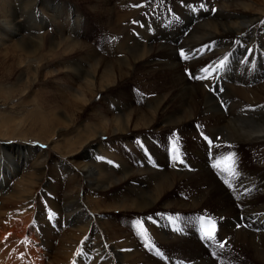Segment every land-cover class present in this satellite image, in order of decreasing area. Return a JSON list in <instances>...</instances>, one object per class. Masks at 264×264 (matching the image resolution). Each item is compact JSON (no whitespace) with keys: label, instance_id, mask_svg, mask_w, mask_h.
<instances>
[{"label":"bare ground","instance_id":"6f19581e","mask_svg":"<svg viewBox=\"0 0 264 264\" xmlns=\"http://www.w3.org/2000/svg\"><path fill=\"white\" fill-rule=\"evenodd\" d=\"M17 1L19 2L3 1V11L10 8L11 17L9 23L3 19L0 21V37L3 39L0 50L8 42L15 41L9 44V48L15 52L14 63L19 66L25 58L19 72L21 75L26 72L38 76L43 69L37 63H42L44 59V55L39 54L42 44L29 36H20L22 33L19 30L23 27L21 28L18 17H14L19 13ZM142 1L145 6L144 14H140L142 17H138L139 19L136 18L140 25H133L126 31L123 40L117 42V50L115 44V52L110 51L115 53V57L97 56L98 59L94 58V68H89L91 63L87 65L88 68L74 65L75 67L68 68L67 73L76 72L75 75L82 76L84 80L89 77L86 80L87 86H98L99 92L108 90L120 80V76L113 80L110 77L111 72H114V64L118 70L129 69L130 73L137 67L144 68L147 72L160 68V74L170 84L171 99L166 96L153 97L147 103L152 107L149 110L158 105L162 113H166L167 120L174 122L173 125L191 123V126L183 128L187 136L194 135L197 131L192 122L198 118L201 127L212 136L215 134L212 149L203 141L201 152L198 149L189 151V156L194 161L193 164L190 162L193 171L188 166L179 165L174 170L163 173L164 175L159 174L160 170L155 165L160 166V159L163 169L165 162V168L172 166L167 148L164 149V158H161V148H155V157L152 151L147 161H139L137 153V157L132 158L136 165L126 161V158L124 161L115 152H123L120 143L122 140H128L138 130L154 125V116L144 111L145 109L134 108L132 101L117 104V107H124L117 116L98 118L94 123L88 122L82 128L75 129L80 133L75 140L66 139L59 144L58 141L56 143L57 135L64 132L65 128H74L73 119H67L69 115L62 119L57 114V109H44L43 103L36 99L23 112L18 113L10 105L15 92L14 86L5 91L0 89V108L7 111V115L0 116V124H8L9 129L16 130L17 120L24 119L28 128L23 127L27 132L21 134H33L31 138L27 137L29 140L17 141L4 140L0 136V177L4 176L5 182L9 184L8 173L16 178L20 175L17 185L7 191L11 192L10 195L15 200L4 202L14 206L20 202L22 208L29 206L32 209L31 214L21 212L11 221L3 222L10 234L5 236L0 230V258L3 264H162L154 254L147 258L141 249L136 248L131 232L128 231L136 229L139 232L136 226L139 218L145 221L150 235L158 243L167 248L171 244L182 246L185 255L190 254L192 259L195 257L194 264H220L209 257L208 253L216 252L219 245L224 243L223 240L219 244L216 242L222 232L233 236L234 232L228 223H223L222 217L236 211L244 214L246 224L240 230L241 245L264 259V192L259 191L264 189V0ZM127 4L121 2L120 6ZM201 4L205 7L201 8ZM154 7H157L155 12H151ZM195 12H198L197 16L194 15ZM126 16H130V13ZM5 58L0 57V62H4ZM222 60L224 65L218 67ZM206 65L210 66L208 73L202 71ZM197 76L206 78L196 79ZM34 80L36 77L31 81ZM73 91L77 100L66 104L74 106L79 100L85 106L88 102L83 90L75 88ZM174 100L179 107L176 111L178 113L172 115L167 108ZM222 104L227 108L226 111ZM19 115L22 117L18 118ZM4 119L7 122L2 121ZM218 135L221 136L220 140ZM107 136L111 143L117 144L116 150L106 143V147L102 146ZM8 142L11 143L7 144ZM38 142L48 144V148L43 151L35 145ZM146 143L150 145V142ZM93 150H96L97 164L93 163L96 161L95 155H91ZM170 154H173L172 149ZM229 154H235V168L239 173L235 177L213 167L217 159ZM256 154L259 155L258 158ZM7 157L14 164L11 169L13 171L3 167ZM79 158L86 160L79 161ZM155 159H158L157 163ZM194 175L205 182L208 193L212 194L204 195L202 191L192 198L188 206L195 210L206 203L214 204L216 209H213V214L220 223L214 242L201 239L198 233L197 223L201 215L190 226L186 220V229L184 227L185 230L180 231L179 235L167 232L166 218L153 214L155 206L166 194L168 197L165 206L178 207L181 202L179 197L168 198L173 195L172 190L179 181L189 178L198 180ZM66 176L70 179L66 180ZM55 177L59 182H52L51 178ZM225 180L229 181L231 187L224 183ZM64 181H68V184H62ZM137 183L145 184V189L141 190ZM38 188L41 189L42 197L38 194ZM2 191L0 189V195L3 194ZM42 198L49 205L40 203ZM49 208L54 209L53 213L49 214ZM10 210L12 211V207L0 209V221L12 217ZM132 212H137L139 218L134 219ZM121 213H125L124 224L108 220ZM33 217L41 223V242L38 241V233L29 224ZM62 222L66 229L60 237L51 225L53 223L54 226L61 227ZM6 237L16 240L1 244ZM56 241L59 242L55 248ZM78 249L80 255H77ZM154 250L156 253L157 247ZM160 253H163L162 256H158L167 260L164 251Z\"/></svg>","mask_w":264,"mask_h":264},{"label":"rangeland","instance_id":"374dc122","mask_svg":"<svg viewBox=\"0 0 264 264\" xmlns=\"http://www.w3.org/2000/svg\"><path fill=\"white\" fill-rule=\"evenodd\" d=\"M3 1L4 0H0V9L2 8L0 11V21L1 19H3L5 22L9 23L11 17L9 13L10 8H8L7 11H3L4 8ZM121 2H123L124 4L125 3L128 4L127 6L125 5L120 6ZM17 3L16 4L18 6L19 13L17 16L14 17H18V22L21 23V28L23 27L21 30H19V33L20 32L22 33V35L20 36H26V37L29 36L34 40L36 39L38 42H40L42 44V50L41 53L39 54L40 56L44 55L43 56L44 59L42 63L37 62L38 65H41V67L43 68L41 70L42 72L38 76H36L35 74L33 75V73L26 74V72L22 73L23 75H21V72H19L21 71L19 70V67L22 64H24L23 61L25 58H23L21 65L19 64V66H17L18 63L17 64L14 63L15 52H13L11 47L9 48V44H13L15 43V41L12 40L8 42L5 48L0 50V53L2 55V56L0 55V57H4V56L6 57L4 62H0L1 64L0 70H2L0 71V89L5 91L10 89L11 86H14L13 89H15V92L13 91L14 96L13 98H11L13 99V101H11L10 105L11 107H13V109L16 112L18 113L20 111L23 112L25 107L31 105L33 103L32 101L36 99L40 101L39 103H43L42 107H44V109L47 110L57 109L58 112L57 114L62 119H65V116L69 115L67 116V119H73L74 128L72 130H67V128H65L64 132L57 135L56 143L58 141V143L61 144L63 143L62 141L66 139L75 140L78 137L80 133H78V131H75L76 128H82V125L88 122L94 123L97 121L98 118L104 119V118H112L114 115L117 116V114H120L121 113L120 111L124 109V107L122 108L117 107V104L123 105L125 101H129L130 103L132 101V105H134V108L140 107L142 109H145L144 111L149 112L150 115L154 116L153 117L155 118L153 122L154 125L151 127L142 128L138 130L134 135L130 137L132 139L129 138L128 140H122L120 143L123 152H121L120 150H117L115 152H117L123 158L124 161L126 158V161H129L133 165H136V163L133 162L132 158L134 157L136 158L137 153H139V157H140L139 161H147L152 151L154 155L155 148H161L160 151L161 158H164L165 150L166 148L168 149L169 147H171L172 144L170 142L172 141L175 144L177 143L179 148L183 149V151L182 153H179V159L174 160L173 154L172 155L170 154L171 148H169L168 153L171 160L170 165L172 166L165 168L166 167V162H165L163 169L160 159V166L155 165L157 169L160 170L159 174H163V173L165 174L167 171H172L175 169V167L177 166L179 167V165L188 166V168L191 171H193L190 162L193 164L194 161L192 160L193 158L189 156V151L193 149L196 151L198 149L201 152V150L204 147V143H203L204 140L200 138V134L198 133L201 129L206 132L208 131L205 130L204 127H201V121L198 118H196L195 120H193L192 124L195 123V128L197 131L195 132L194 135L187 136L183 128L186 125L191 126V123L190 124L180 123L179 125H173L174 122L167 120L166 113H162L158 105L156 106L157 108L155 107L153 110L152 109L149 110V108H152L150 105L147 104L149 99H153V97L156 98V96H163V98L166 96L168 97V99H171L172 92H171L170 84L168 82H165L166 78L165 76L160 74V68L156 67L154 71L147 72L146 69L137 67L134 68V70L130 73L129 69L127 70L124 69L123 71L118 70L116 64H114L113 66L114 68L112 67V71L114 72L113 73L111 72L112 76L110 75V77L113 80L114 78H118L120 76L119 77L120 80L116 82L115 86H111L109 87L108 90H103L99 92L97 91L98 86L96 88L92 86L91 87L87 86L88 83H86V80L89 79V77L84 80V78L82 79V76H78L77 74L75 75L76 72L74 73L72 71L70 74L67 73L68 68L70 66L78 67L84 65L85 68H88L87 65L91 63L90 64L91 66L89 68L90 69L94 68L95 66L94 58L98 59L97 56H99V58L104 55L106 56L110 55V57H115L114 56L115 53H112L115 52V44L117 50L118 49L117 42L123 40V38L126 35V31L132 28L133 25L135 26L140 25L139 24L140 21L138 22L136 20H138L139 19L138 17H142L141 15L144 14L143 11L145 10V6L143 5L142 0H102V1L100 0H19V2L17 1ZM137 5H139V7H137ZM156 8L157 7L151 9V12H155ZM131 10L133 13H136V15L133 16V13L130 12ZM129 13L130 16H126L129 15ZM6 14L8 16H6ZM121 18L125 20L123 21ZM0 33H1V29H0ZM186 35L187 34H185V36ZM0 41H1L0 43L3 42V39L1 37H0ZM6 51H8L9 54ZM48 54L50 57L48 56ZM208 66L209 65H206V67L204 66V68H209L210 66L209 67ZM156 70H158V72ZM188 74H189V70L186 71V75ZM35 77L36 80L31 81ZM190 77H192V75H190ZM1 85L4 86L1 87ZM75 88L76 89L78 88L80 91L83 90V93H85L86 95L85 100H87L88 102L85 106L83 105V102L79 100L75 102L76 104H74V106L72 105L73 107L68 106L66 104L69 101L77 100L76 97H74L73 95V93H75L73 89ZM19 97H21V99H19ZM21 100H23V102H21ZM222 106L226 111L227 108H225L223 104ZM178 107H179L178 102L174 100L171 102L170 107H168L167 110H169L170 114L173 115L175 113H178L176 112L178 111ZM0 110L2 111V113L0 111V116H3L4 114L7 115V111H5L2 108H0ZM20 117L22 116L19 115L18 118ZM172 118H177V117H172ZM2 121H6V119ZM17 122H18L16 126L17 128L15 127L16 130L9 129L8 124H0V136H3L5 138L4 140H8V141L9 140L17 141V139L29 140V138L33 136V134L30 135L27 134L28 136L22 135L27 132V131L25 132L24 128H28V124L25 122L24 119H18ZM64 124L65 123H63L62 126H64ZM214 135L215 134H213V136ZM107 137L106 139L104 138V143H102V146L106 147V144H108V146L111 149L116 150L118 148L117 144L111 143L109 136ZM217 138L220 140L221 136L218 135ZM199 140L200 142L201 141L202 142L200 143ZM146 142L148 143L150 142V145L147 144ZM9 143L11 142H8L7 144ZM151 143H153L154 145ZM35 145L42 148L43 151H45L48 148V144H44L41 142H38V144L35 143ZM132 145H134L135 150H133ZM147 147L150 148L148 149ZM140 148H142V150ZM60 151L62 150L60 149ZM186 152L188 156L186 155ZM91 155H95V160H96V156H97L96 150H93ZM257 156L259 155L256 154V158H258ZM247 158L244 159V164L247 163ZM6 159L7 161L5 163L7 166L3 165V167L4 168L8 167V169L11 170L14 167V164L10 162L8 157ZM82 160H86V158L84 159L79 158V161ZM157 160L158 159H155L156 163ZM181 161L183 162L181 163ZM93 163L97 164V160ZM8 175L10 177V181H8L9 184L5 182L4 176L0 177V189L3 190L2 191L3 194L0 195V209L3 208V210H6L7 207H12V211L10 210L12 213V217L8 219H2L0 221V230L2 229V232L5 234V236H8L10 234L8 228L7 229L4 228L3 222L5 223L7 221H11V219L17 216L18 213L20 214L21 212H23V213L31 214L32 211L31 207L29 206H27L29 208V211H27L28 210L27 207L22 208L23 205L20 202H17L15 206L13 204L11 205L8 204L9 203L8 200L9 199L15 200V197L13 195H10L11 192L7 193V191L11 187L16 186L18 183L17 178H20V175H18L17 178L11 176L12 173L11 174L8 173ZM69 176H66V180L70 179ZM194 176L198 180L189 178L188 180L179 181L172 190L173 192L171 191L173 195L170 196L168 199L179 197V199H181V202L179 203L180 205L178 207L167 208L165 206L166 203L165 201H167L168 194H166V196L155 206V211H153V214L160 215L161 218H166L168 224L166 231L169 233L171 232L173 234H179L180 231H184L186 229V223L184 222L188 220L189 226L191 224H195L196 218L199 215H203L201 213H204V215L207 214V215L215 216L213 214L214 211L213 209H216V207L214 206L213 203L203 204V206H200L198 209L195 210L190 206H188V204L191 203V200L195 195H199L200 192L202 191H203L202 193H204L205 195L206 193H208L207 190H209L208 186L204 184L205 182H202L201 179L199 180L198 176L196 175ZM219 178L221 179V176H219ZM51 180L52 182H54L57 179L55 177L53 179L51 178ZM62 184H68V181H64L62 182ZM137 184L140 185V183ZM139 185L138 187H140L141 190L145 189L144 188L145 184L141 183V185L140 186ZM148 185L151 184L148 183ZM38 189H39L38 194L42 197V194L40 193L41 189L40 188ZM46 190H47V186H46ZM259 191L264 192V189L263 188L261 190L259 189ZM208 194H212V193L209 192ZM4 200H7L8 203L4 202ZM39 202L44 205H49L46 199L44 198L40 199ZM48 211L50 214L53 213L54 209L49 208ZM131 214L132 216H135L134 219L139 218V214H137V212H132ZM123 215H125V213H121V215H119L116 218L109 217L108 220L110 221L116 220L117 222L124 224L125 216ZM170 217L172 218L171 220L169 219ZM34 218L35 217L32 218L29 224L31 225V228L38 233V241L41 242V238H39L41 223ZM222 218H223L222 219L223 223L224 224L228 223L230 229L234 232L233 236H230L225 232H222L221 236L224 239L225 238L229 239L226 242L225 247L223 249L218 247L216 249V252L209 251L208 256L220 264H264V259H261L259 256H257L254 251L252 252L251 249H248L243 245H241L240 232L246 226L244 221V214L241 211H236L233 213H228ZM140 220H142L141 222L148 231L150 242L154 245V247L159 246L162 249V251H164L167 260L160 258L155 253L154 247H145V241L139 235V232L136 229L128 231L131 232V238L134 244L136 245V248L141 249L144 256L150 258V256L154 254L155 255L154 257L157 256L156 258H158V260L161 261L162 264L163 263L164 264H169V263L194 264L196 262L194 256L192 259L190 254H186L187 255L186 256L185 253H183L184 251H182V246L178 247V245L171 244L170 247L167 248L166 246H163L162 244L158 243V241H156L150 235V230L147 224L145 223V221L143 219ZM61 224H62L61 227L63 228H61L59 225L54 226L53 223L51 225V227L56 230L55 231L56 234L59 235L60 237L63 236L64 234L63 231L64 229H66V226L63 224V222ZM59 236L58 238H60ZM7 238H8V242H6ZM11 239L12 238L10 237H6L5 240L1 241V244L12 243L14 240H16L14 238H13L14 240ZM58 242L59 241L55 242L54 244L55 248L58 247L57 245ZM213 253H215V255H213ZM0 262H1L0 264H3L1 258H0Z\"/></svg>","mask_w":264,"mask_h":264},{"label":"snow or ice","instance_id":"6c2138e0","mask_svg":"<svg viewBox=\"0 0 264 264\" xmlns=\"http://www.w3.org/2000/svg\"><path fill=\"white\" fill-rule=\"evenodd\" d=\"M137 7H139V5H137ZM201 8H204L205 5L201 4L200 5ZM213 11H215V9H213ZM181 55L184 56V53L181 52ZM187 58V57H185ZM224 65V61H220V64L218 65V67H222ZM203 72L208 73L209 72V68H204L202 69ZM196 79H205L206 77H200L197 76L195 77ZM211 143V142H209ZM173 159H179V151L178 148L176 147V145H173ZM183 161H181L182 163ZM213 167L216 169H220L221 172L227 173L229 176L235 177L237 176L239 173L237 172L236 168H235V154H229L227 156H224L221 159H217L215 161V163L213 164ZM225 184H228L229 187H231V184L229 183L228 180L224 181ZM151 219V218H149ZM170 220L172 219L171 217L169 218ZM200 222H201V226H202V235H201V239H206L208 241H212L214 242L217 238V226L214 220H212L211 218H207L205 219V217H200ZM136 226L139 229V235L144 239L145 241V247H154V245L150 242L149 240V236H148V231L147 229L144 227L143 223L141 221H136ZM219 247L221 249H223L225 247V244H220ZM81 252L78 249L77 251V255H80ZM157 255H162V253L159 252V250H157ZM213 255H215V253H213Z\"/></svg>","mask_w":264,"mask_h":264}]
</instances>
